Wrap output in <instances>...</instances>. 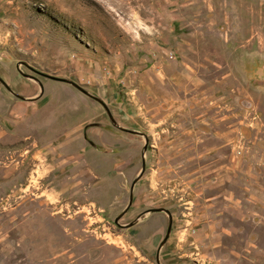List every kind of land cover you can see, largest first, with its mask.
Masks as SVG:
<instances>
[{
	"label": "rangeland",
	"instance_id": "rangeland-1",
	"mask_svg": "<svg viewBox=\"0 0 264 264\" xmlns=\"http://www.w3.org/2000/svg\"><path fill=\"white\" fill-rule=\"evenodd\" d=\"M0 264H264V0H0Z\"/></svg>",
	"mask_w": 264,
	"mask_h": 264
},
{
	"label": "water",
	"instance_id": "water-1",
	"mask_svg": "<svg viewBox=\"0 0 264 264\" xmlns=\"http://www.w3.org/2000/svg\"><path fill=\"white\" fill-rule=\"evenodd\" d=\"M51 77H52V79H54V80L61 81V82H64V83H67V84H70V85L74 86L76 89H78L79 91H81V92L84 93L85 95H87V96L91 97L92 99L96 100L97 102H99V103L104 107V109L106 110V112H107V114H108L110 120H111L112 122H114V119H113V117H112V115H111V113H110L108 107H107L106 104L102 101V99H100L98 96L91 94L89 91H87V90H86L84 87H82L80 84H78V83H76V82H74V81H72V80H70V79H67V78H61V77H56V76H51ZM39 85H40V89H41V92H42V91H43L42 84H39ZM15 95H16L18 98H20V99H23V98H24V97H22L21 95H18V94H15ZM143 136H144V139H145V145H144V150H145L146 147H147V145H146V144H147V137H146V135H143ZM144 170H145V164H144V160H143V158H142V167H141V172H140L139 175H141V174L144 172ZM137 179H138V177L135 178V179L133 180V182L131 183L130 191H129V201H128V205H127V207L125 208L124 212L128 209V207H129V206L131 205V203H132V199H133V188H134V184L136 183ZM162 210L165 211V212L167 213V215H168V225H167V229H166L165 236H164L163 241H162V243H164V242L166 241V239L168 238L169 233H170V231H171V226H172V215H171V213H170L167 209H163V208H150V209H148L147 211H145V213H147V212H157V211H162ZM124 212H122V213L120 214V216H121ZM120 216H119V217H120ZM119 217H117V219H118ZM130 225H131V224H130Z\"/></svg>",
	"mask_w": 264,
	"mask_h": 264
}]
</instances>
